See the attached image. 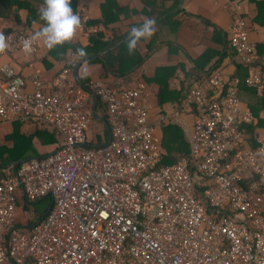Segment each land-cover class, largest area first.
<instances>
[{"label": "built area", "instance_id": "built-area-1", "mask_svg": "<svg viewBox=\"0 0 264 264\" xmlns=\"http://www.w3.org/2000/svg\"><path fill=\"white\" fill-rule=\"evenodd\" d=\"M76 13L74 36L100 30ZM227 34L247 69L246 86L261 90L260 58L239 15ZM4 35L8 47L0 54L36 53L34 34ZM70 64L50 89L33 75L31 93L12 66L0 65V121L31 123L59 138L53 152L0 177V264H264V129L247 132L257 119L241 108L237 81L218 72L193 81L181 101L196 114L190 155L164 164L148 86L91 84L110 140L90 145L92 95L70 78ZM22 196L52 199L28 227L17 222Z\"/></svg>", "mask_w": 264, "mask_h": 264}, {"label": "crops", "instance_id": "crops-1", "mask_svg": "<svg viewBox=\"0 0 264 264\" xmlns=\"http://www.w3.org/2000/svg\"><path fill=\"white\" fill-rule=\"evenodd\" d=\"M161 1H157L159 8L163 5ZM106 2L108 0H72L71 6L74 12H82L87 15L88 28L94 26L100 28L93 35L100 33L105 41L111 42L116 35L128 33L130 21L139 20L142 17L144 14V3L142 0H111L108 10H115L120 7L125 11H120L121 15H119L120 18L118 20L105 24L103 20L107 16L108 10L105 16L103 7ZM43 5L44 0H0V32L6 34L8 32L24 31L29 34H35L44 23L39 19V9ZM164 5L165 7L170 6L172 2H167ZM177 11L180 12L174 20L184 21L182 25L177 28V31L173 32L170 31L169 25L164 26L161 30L159 29L161 31L159 32L160 40L165 42L163 41L164 43L157 46L145 59L142 67L136 70L138 74L135 73L125 79H117L112 75L105 77L103 65L100 62L90 61L92 57L102 58L108 50L84 57H77L73 52L69 51L71 60L67 57L65 63L53 60L50 54L52 49L44 47L40 40H38L39 46L34 54L23 51L1 53L0 65L9 64L12 66L17 74L24 79L26 92L31 93L35 89V85L30 80L33 75H37L45 87L50 89L52 82L62 69L68 63H71L70 78L76 82L79 88L87 92L90 91L92 95L89 106L93 111V120L87 134L88 143L94 146L103 145L110 140V128L101 100L99 98L96 99L91 93V84L93 82L101 80L108 85L110 84L109 86L111 87H135L138 83H141L143 74L149 77L156 68L161 66L183 63L186 72L191 74L196 68V61L202 57L208 60L206 65L211 68V71L207 74L208 77L213 72H218L227 82L235 80L238 83L237 78L233 76L236 75V64L239 62L236 60L235 54L228 52L226 43L229 41L227 31L232 24L233 16L239 15L245 23L249 38L255 44L256 53L258 58H260L257 63L262 68L263 88L257 90L254 98H258V102L262 103V94L264 92V0H179V5L173 12L176 13ZM123 13H125V16L129 13V17H125ZM116 14L117 12L112 13V16L114 17ZM93 35L79 33L70 42L77 45L78 48H87L92 44L91 37ZM146 35L149 37V34ZM167 41L175 42L172 47L178 49L177 52L170 55V45ZM141 44L145 53V43ZM222 51L225 53V57L216 55V53H222ZM206 79H200L198 76L196 77V74H192L188 80L189 88L192 87L193 81H204ZM175 83L180 87L179 79H176ZM148 89L151 93V103L153 105L151 122L156 126V135L161 142L160 147L165 136L164 132L170 125L177 126L181 130L186 143L190 146L191 131L196 121L195 111L181 107V101L185 98L181 99L179 103L166 102L159 105L156 97L152 94L153 89L150 86H148ZM238 95L241 108L250 109V104L257 101L252 95L244 91L239 92ZM177 111L179 112V118H177L180 119V122L172 121L173 113ZM258 118L264 121V109L258 112ZM39 129L37 125L31 123L0 121V150L14 149L17 154L20 155L22 153L26 156V158L9 163L8 166L24 159L37 157L34 156V151L43 156L56 149L57 143L49 144L47 136H42L43 142L41 141L39 136H37ZM257 130L263 129L258 128ZM15 142H17L16 146ZM3 154L5 158L7 155ZM25 218H27V215L21 214L18 207L17 222L23 224L26 220ZM2 264L14 263L7 261Z\"/></svg>", "mask_w": 264, "mask_h": 264}, {"label": "trees", "instance_id": "trees-1", "mask_svg": "<svg viewBox=\"0 0 264 264\" xmlns=\"http://www.w3.org/2000/svg\"><path fill=\"white\" fill-rule=\"evenodd\" d=\"M72 1V0H71ZM110 1V2H109ZM144 3L143 13H151L155 16L156 23L155 30L151 33H142L136 37V43L129 48L125 43L126 34L124 35H116L111 42L105 41L103 39L102 34L93 35L91 37L92 44L84 48L86 51V56H92L99 54L101 52H105L108 50L102 58L92 57L90 61L92 62H100L104 68V76L108 77L109 75L114 76L117 79L127 78L135 73L138 68H141L145 59L155 50L157 46L164 43L160 40L159 32L164 28V26L169 25L170 31H177V28L182 25L184 21H176L174 18L180 12L177 11L174 13L173 11L179 5V0H162V6L159 8L157 5L158 0H142ZM172 2V5L165 7V3ZM111 0H108L103 7V11L106 16L107 8L109 7ZM110 9V8H109ZM120 11H125L120 7H117L115 10H108V14L103 20L105 24H109V22L113 20H118L121 15ZM117 12V14L113 17L112 13ZM130 13V11H129ZM129 13H125V17H129ZM134 13V12H133ZM142 14V13H141ZM139 14V15H141ZM91 24V23H90ZM160 29V30H159ZM149 34V37L146 35ZM170 45L169 51L170 55L177 52L178 49L172 46L175 45L174 41H167ZM141 43H145V53L143 52V47ZM78 48L77 45L71 43L70 41L65 42L62 45H58L52 49L50 52L53 60L65 62L67 61V53L69 51L75 54V50ZM115 48V49H111ZM226 49L229 53L235 54L234 49L230 46L229 41L226 43ZM216 53V52H215ZM76 55V54H75ZM219 57H225V53L222 51L216 53ZM207 61L204 58H200L196 61V68L189 74L186 72L185 66L183 63H176L174 65L161 66L156 68L153 74L149 77L142 75L141 82L146 83L150 86L153 91L152 94L156 97V101L159 105H162L166 102L179 103L181 99L185 98L187 94L190 92L188 80L192 76V74H196V77L200 79H206L208 77V73L211 71V68L207 67ZM207 67V68H206ZM261 67V66H260ZM262 70V68H261ZM236 75L233 76L237 78V88L238 94L241 91L247 92V94L252 95L254 98L257 94V90L254 88H249L245 84V78L247 76L246 67L240 63L236 64ZM202 72V73H200ZM179 79L180 87H178L175 83V80ZM110 85V84H109ZM100 99V98H99ZM256 99V98H254ZM254 101L250 104V110L254 117L257 119L256 124H249L245 128L247 132L254 134L256 129H264V121L258 118V112L261 109H264V92L262 94V103ZM258 104V105H257ZM261 105V106H259ZM259 106V107H258ZM165 136L162 140L161 150L164 156V164H172L176 162L181 157H187L190 155V146L186 143L183 133L177 126L170 125L165 130ZM37 136L42 141V136H47V142L50 143H59V138L52 131L47 130L44 127H40ZM43 142V141H42ZM17 142H15V146ZM2 151V153H1ZM3 153H5V158L3 157ZM34 156L40 157L36 151L33 152ZM3 154V155H2ZM26 158L22 153L19 155L16 153L14 149H1L0 150V177L5 176V171L9 170L10 173L13 172L11 169L14 165H9L14 161L19 159ZM7 164V165H6ZM19 167V165L17 166ZM52 199L50 196H45L33 201H28L25 197H21L18 207L20 209V213L27 215L26 220L24 221L26 227L36 223L41 220L44 215L47 213L49 207L51 206Z\"/></svg>", "mask_w": 264, "mask_h": 264}, {"label": "clouds", "instance_id": "clouds-1", "mask_svg": "<svg viewBox=\"0 0 264 264\" xmlns=\"http://www.w3.org/2000/svg\"><path fill=\"white\" fill-rule=\"evenodd\" d=\"M39 19L43 26L34 34L41 44L53 49L58 45L71 41L81 25L79 15L73 11L71 0H44V5L39 9ZM156 18L151 13H144L139 20L129 23L125 43L131 48L136 43V37L142 33H151L155 30ZM8 47L7 37L0 32V52ZM27 51L31 47V39H25L23 43ZM77 57L86 56L83 47L75 50Z\"/></svg>", "mask_w": 264, "mask_h": 264}, {"label": "water", "instance_id": "water-1", "mask_svg": "<svg viewBox=\"0 0 264 264\" xmlns=\"http://www.w3.org/2000/svg\"><path fill=\"white\" fill-rule=\"evenodd\" d=\"M94 96H95L96 99H98V97H97L96 94H94ZM27 160H28V159H24V160H21V161H19V162H16V163L14 164V169H15L18 165H20V164L26 162Z\"/></svg>", "mask_w": 264, "mask_h": 264}]
</instances>
